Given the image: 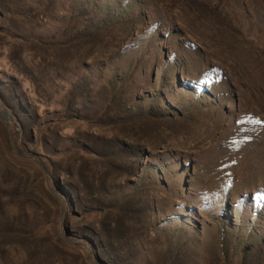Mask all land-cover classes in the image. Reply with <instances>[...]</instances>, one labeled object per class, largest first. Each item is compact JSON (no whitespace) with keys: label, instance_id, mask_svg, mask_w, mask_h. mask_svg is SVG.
<instances>
[{"label":"rangeland","instance_id":"1","mask_svg":"<svg viewBox=\"0 0 264 264\" xmlns=\"http://www.w3.org/2000/svg\"><path fill=\"white\" fill-rule=\"evenodd\" d=\"M0 264H264V0H0Z\"/></svg>","mask_w":264,"mask_h":264}]
</instances>
